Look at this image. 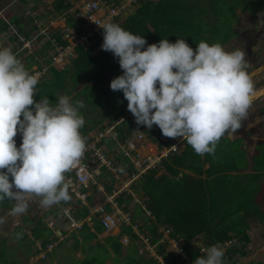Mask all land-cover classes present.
Instances as JSON below:
<instances>
[{"label":"trees","instance_id":"obj_1","mask_svg":"<svg viewBox=\"0 0 264 264\" xmlns=\"http://www.w3.org/2000/svg\"><path fill=\"white\" fill-rule=\"evenodd\" d=\"M203 1L207 2L203 5L201 0H137L133 12L121 20L117 18L114 22L134 34L144 36L147 44L157 43L161 38L175 42L177 37H180L195 50L196 43L200 40L209 44L219 42L222 45L231 40L237 34L235 24L239 17L236 9L252 15L258 11L264 12V0ZM108 2L117 4L119 0ZM52 8L53 10H47L51 18L53 15L63 14L69 9V4L67 0H53ZM18 17L13 15L10 21L17 28V35L22 34L28 39L29 31L25 30ZM9 22L0 20V32L9 27ZM67 24L69 27H75V19L67 17ZM34 27L32 26L31 30ZM47 30L48 38L44 46L30 52L24 58L25 61H22L29 70L35 66L31 72L41 73L34 100L38 101L45 95L54 103L59 96L67 95L73 102L83 101L80 112L85 124L81 134L85 138L86 146L92 140L86 138L90 130H95L98 134L104 133L105 136L101 137L96 146L107 147L106 149L114 154L111 158V152L104 151L110 162L117 160L116 165H122L119 174L127 172L125 178H131L135 170L130 167L131 162L124 156L120 145L126 143V138L135 137L141 132L150 142L159 143L162 147L164 135L155 124L151 128L137 125L132 113L133 120L128 116L130 111L122 91L110 89V80L122 74V69L117 58L110 51L101 48L103 39L98 34L94 35L90 44L76 45L69 63L66 66H58L48 55L49 49L52 48L50 41L55 39L61 45H65L67 41L63 39L61 27L48 25ZM44 37L43 33L37 34V39ZM106 121L108 122L105 125ZM109 125H112L114 137L105 133L104 127ZM258 126L259 124L256 128ZM245 133L252 134L253 130ZM241 138L239 136L231 140L225 132L217 142L214 154L203 155L195 153L183 139L180 143L182 148L179 146L171 151L159 166L148 169L130 185L131 190L143 201L144 208L140 203L132 202V192L122 191L115 196L114 200L129 214L131 220V224H121L118 234H107L102 239L99 238L98 235L104 231L99 214L89 215L93 203L92 195L98 193L99 183L103 184L106 190L99 202L104 203L108 212L113 210L107 201V195L113 193L116 173L101 164L99 173L95 175L97 182L81 187L82 193L90 191L86 196L90 205L85 206L79 198L72 201L71 198L75 195L69 190V200L60 201L36 221H29L30 233H26L23 226H18L13 236L20 246L26 249L27 254L33 255L45 250L44 256L50 259L55 258L53 254L58 247L71 240L69 252L65 254L68 264H107V260H110V264H192L196 257L205 254L200 250L201 247L205 249L212 244L224 247L223 264H244L240 262V258L248 253V220H264V140L255 143L253 151L249 152L246 148L243 149ZM14 139L17 144L21 141L16 137ZM92 151L87 149L84 154L90 169L92 166L87 157H90ZM206 163L208 167L205 168ZM65 175L70 177L74 173L70 170ZM12 206L11 200L0 201V211ZM67 207L76 221H83L85 218H89V221H84L79 228L70 232L66 239L60 240L57 247L47 251L48 246L58 240V235L47 225L44 217L51 216L56 219L62 216L68 221L63 211ZM24 221H27V215L24 216ZM133 224L137 226L138 232L133 229ZM164 230L168 231L169 239L181 241L184 257L174 249L168 250L169 239H164ZM60 234L65 236L66 232L60 230ZM140 234L147 239L146 242ZM122 236L129 239L124 252V245L120 241ZM198 237L201 242L193 246V240ZM37 241L40 244L33 251ZM146 244L156 246L157 256H145L138 252L139 247H146ZM75 251H79L81 256L73 255ZM11 254L13 252L7 250L5 240L1 239L0 264H17L15 259L10 260L8 257ZM250 264H264V260L259 259Z\"/></svg>","mask_w":264,"mask_h":264},{"label":"clouds","instance_id":"obj_2","mask_svg":"<svg viewBox=\"0 0 264 264\" xmlns=\"http://www.w3.org/2000/svg\"><path fill=\"white\" fill-rule=\"evenodd\" d=\"M100 27L101 48L122 69L109 87L122 91L137 125L155 124L164 136L186 140L199 155L214 154L225 132L241 126L257 94L243 49L228 51L219 42L200 40L194 50L180 37L147 44L144 36L111 20ZM38 78L11 47L0 44V201L14 202V216L24 214L35 198L43 207L69 200L65 174L86 150L83 101L67 95L54 103L45 95L34 100ZM203 251L192 264H223L222 245Z\"/></svg>","mask_w":264,"mask_h":264},{"label":"rangeland","instance_id":"obj_3","mask_svg":"<svg viewBox=\"0 0 264 264\" xmlns=\"http://www.w3.org/2000/svg\"><path fill=\"white\" fill-rule=\"evenodd\" d=\"M52 2L53 0H39V1H36V0H25V1L23 0H0V19L5 22H9L10 18L13 15H17L19 16L18 18L20 19V21L23 22L25 30L29 31L28 39H25L22 34H19L17 36L14 35L13 33L15 29L17 28L15 27L14 23L10 21L8 23L9 27L6 29V31L2 32L0 35V38L6 37V36L16 37V38L11 37L14 39L10 38V43H8L6 46L11 47V49H15L14 51L13 50L12 51L16 54V56L21 61H23L24 57H26L30 52H35L36 50L44 46L45 40L48 38L46 37L47 35L46 33L48 31L47 30L48 25H51L52 27H64L65 22L62 17L58 15H53V17L51 18L50 17L51 15L48 13L49 10H53ZM206 2L207 1L201 0V3L203 5ZM33 5H36L37 7H33ZM135 8H136L135 5H133V7L132 6L129 7L123 13L120 20L124 18L127 14L133 12ZM236 13H237V16L239 17V21L235 24V29L237 31V34L234 37H232V39L223 46L228 51L234 50L236 48H240L244 50L245 59L247 61V71L253 80L254 88L256 91L257 89L264 87V12L258 11L257 13H254L252 15L238 8L236 9ZM32 26H35L33 30H31ZM78 26L76 25L77 30L80 29L82 30L81 32L85 30V28L82 26L81 23ZM40 33H43L45 35L44 39L40 40L36 38V35ZM67 58L69 60V56H67ZM68 60L66 59L65 61H57L56 64H58V66H66L69 63ZM34 68L35 66L32 67L31 69H34ZM257 114H259L260 121L256 118ZM128 116H130L131 118V112L128 113ZM263 119H264V93H262L261 95L253 99L251 105L249 106L247 110L246 117L242 120L241 126L234 131L233 130L227 131V136L229 137L231 134L233 135V137L237 134H238L237 136H239V134L242 135V132L244 133L246 132V129L250 130L251 127L254 126V128H252L253 133L255 132V134L252 137L253 140H247V142H245V144L248 145V149H249V146H254L255 143H257L258 141H261V139L264 140ZM107 122L108 121H106L104 124L106 125ZM257 124H259V126L256 128ZM104 129H106L105 133L108 136L114 137V133L112 132V125L104 127ZM250 135L252 134L250 133ZM86 138L92 139L87 144L86 149H93V152L89 154L90 157H87V159L89 158L88 162L90 163V166H92L91 171L93 173L94 182L95 183L97 182V180L95 179V175L99 173V166L101 163H106V165L112 170V172L116 173L115 174L116 182L114 183L113 193L107 195V200L108 198H110V200L108 201H110L112 205H114L115 195H117L119 192L127 191L128 193L132 192V195H133L132 202L133 203L135 202L141 203L140 197L138 196L137 193H134L131 190L130 185L132 184L134 180H137L142 176L141 172H144L151 162L153 163V165L157 163H158V166L160 165L161 163V161L159 160L160 155H157L158 152L156 151V148H154L155 147L154 144L150 143V140L145 138V136L143 139H141L140 145L138 146V148L136 147L135 149L137 153V157L135 155L131 156V161L134 164V167L138 166V171H135L131 178L129 177L125 178V176H127V172L126 173L124 172L122 175L119 174L120 173L119 171L122 168V165L121 164L116 165L117 160L112 161L113 163H111L107 155L101 154L103 151H107L109 153L111 151H108L106 149L107 147L105 146L98 147L95 145L100 140V136H98V132H96L95 130H90ZM16 139L21 140L19 133L17 134ZM241 140L242 142L244 141L243 137L241 138ZM20 142L21 141L18 142L17 146H19ZM149 143L151 145H149ZM128 147L132 149V146L129 143H128ZM121 148L123 149V145L121 146ZM97 149H98L99 154H101L102 157H104V161H99V158L97 159L95 158L96 156L100 157L98 154L95 153ZM125 154H128V153H125ZM113 155L114 154L111 152L109 157L113 158ZM143 159H148V163L145 165H142ZM160 173L161 171L158 172V174ZM109 178L110 177L108 176L107 179ZM97 188H98L97 190L98 193H95L92 195L93 203L91 204V212L89 213L90 216H92V213H94L96 207H98L99 205L102 207V205H104V203H101L99 201L103 193H105L106 191L105 187L103 184L99 183ZM69 189L75 194V197L71 198L72 201H74L75 198H78V197L81 200L83 199L82 198L83 194L78 189H76L74 186L69 185ZM88 194H90V191H88L84 195L86 203L85 201L84 202L82 201V203L85 206L90 205L86 199V196ZM141 204L143 205L144 203H141ZM56 205L57 204H54L50 207H43L39 203V198H35L29 203L28 209L21 216L12 215L11 208L0 211V217L5 218V222L3 224H0V240L4 239L6 242L7 250L13 252V254L8 255L10 260L15 259L17 261L16 262L17 264H56L57 262H60L62 264H68L67 263L68 257H66L65 254L69 252V248L72 243L71 240H67L62 247H58L56 249L55 254H53L55 258L50 259L44 256V254L46 253L45 250H42L41 252L33 254V255L27 254L26 249L20 246L17 239L13 236V232L18 226H23L24 231L26 233H30L29 226H28L29 221L31 220L36 221L41 215H43L45 211L56 207ZM112 207H113L112 212L105 213L103 211L101 217H103L105 214L113 215L115 218L114 219L115 225L112 227V229L108 231L106 229V231L102 234V238L107 234L120 233L121 231L120 227H121L122 222L128 221L127 219L128 213L124 212L119 206L115 205ZM143 207L145 206L143 205ZM66 210H68V207L66 208ZM147 213L149 214V212ZM26 215H27V221H24V216ZM86 220L89 221V218H85L83 221H78L77 223L78 226H77L76 224L75 225L72 224L69 218H68V221H66L64 220L62 216L56 219L51 216L44 217V221L47 222V225L50 226L52 230L58 235V240L53 241L52 244L48 246L47 251H50L53 247H57L56 245L60 240L66 239V237L69 235L70 232L79 228L82 225V223ZM108 221L112 222V219H109ZM248 221L250 223V229L248 230L249 235H250V243H248L246 246L248 253L247 255L240 258V262L244 264H250L252 261H257L259 259L264 260V220L258 221L257 219L250 218ZM60 230L65 231L66 235L62 236L60 234ZM140 237H143V236L140 235ZM167 237H168V233L165 232L164 239ZM123 238L124 237L122 236L121 240L125 242V239ZM143 238H144V241H147L145 237ZM173 240L175 239H172V238L169 239L168 250L175 249L174 247L180 250L181 245H182L181 241L173 242ZM193 241H194L192 242L193 246H195L196 243L201 242V238L198 237L194 239ZM128 243L124 245L123 252L126 251ZM39 244L40 242L37 241L35 246L32 248V250L35 251L34 249L38 248ZM155 247L156 246L154 245L147 244L146 247L144 246L139 247L138 252L144 254L145 256H149V255L157 256ZM73 253H74L73 255H76L77 257L81 256L79 254L80 253L79 251H75ZM43 258L45 259L43 260ZM106 263L110 264L111 262L110 260H107Z\"/></svg>","mask_w":264,"mask_h":264},{"label":"built area","instance_id":"obj_4","mask_svg":"<svg viewBox=\"0 0 264 264\" xmlns=\"http://www.w3.org/2000/svg\"><path fill=\"white\" fill-rule=\"evenodd\" d=\"M136 1L137 0H119V2L117 4H114V3L108 2V0H69L70 6H69V9L67 12V16H60L64 19V22H65L64 27H61V28L63 31V38L67 42L65 45H61L57 41L53 40V50L51 52L52 60L54 62H57V61H65L66 59H68L67 56H69V58H70L75 53V46L76 45L82 44V43L90 44V41L93 39L95 34H98L103 39V31H102V28L100 26H102V24L108 20H111L112 22H114L117 18H121L123 13L129 7H131V6L133 7V5L136 3ZM69 16H71V17H73V19H75V24L77 26L81 23L82 26L85 28V30H83V32H81L82 30H80V29L77 30L76 25H75V27H69L67 24V17H69ZM75 31H77V32H75ZM13 34L17 36V30L16 29H15ZM11 37H14V36H11ZM36 38H37V35H36ZM9 39H10L9 36L0 38V44L5 42V41L8 44ZM102 135L103 134L100 133V136H102ZM143 138H144V134H142L141 132H138L135 137H129V138L125 139L126 143L123 144L124 156H127L129 158L131 164H133L131 161V156L135 155L137 157V153H136L135 149H136V147L138 148V146L140 145V141ZM162 140H163L162 142H164L162 145L160 144L162 147L159 146V143L150 142V143L154 144V146H155L154 148H156V151L158 152L157 155H160V159H159L160 161H162L163 158L167 157L171 151L176 150L177 148H179V146L181 147L180 143L183 139L178 137L177 140L174 141V140H172V138L164 136V137H162ZM128 143L131 144L132 149L128 147ZM150 143H149V145H151ZM159 150H160V152H159ZM161 150H163V151H161ZM95 153L98 154L100 157H102L101 154L104 155L103 152L101 154H99L98 149L95 151ZM125 153H128V154H125ZM84 154H85V152H84ZM84 154L81 157L80 163L72 169L74 175L70 176V177L66 176V180H67V182H69V185L74 186L80 192H81L82 186H89L90 184L95 183L93 180V173L89 169L88 164L85 161L86 157ZM100 157L96 156L95 158L96 159L99 158V161H104V157H102V158H100ZM147 163H148V159H143L142 165H145ZM101 164L106 165V163H101ZM152 165H153V163L151 162L150 165H148V167L145 169L144 172H146L150 168L158 166V163L153 165V166ZM133 167H134V164H133ZM134 169H135V171H138V166L134 167ZM144 172H141V173H144ZM82 175L87 177L86 181H81L80 177ZM82 194H83L82 200L78 197L81 200V203H82V201L83 202L85 201V197H84L85 193H82ZM114 199H115V197H114ZM108 200H110V198H108ZM85 203H86V201H85ZM110 204H111V206H115V205L118 206L116 201H115L114 205H112L111 202H110ZM68 210H66V208L63 209V211L65 212L64 214L65 215L67 214L66 217L71 220L72 224L77 225L78 221H75V219H73L70 211H68ZM105 210L106 209H105L104 205H102V207L99 205L98 207L95 208V211L92 214H95V213L99 214V220L104 226V231H106V229L108 231V230L112 229V227L115 225V223H114L115 218L113 215H110V214H105L103 217H101L103 211L105 213H109V212H106L107 210L106 211ZM90 212H91V209H90ZM109 219H112V222L111 221L109 222L108 221ZM127 219H128L127 222L126 221H123V222L121 221V222L125 223V224H131L129 214L127 216ZM133 229L136 232H138V228L134 224H133ZM165 232L168 233L167 230H164V234H165ZM123 237H124L123 239H125L126 243L123 242L122 240H121V242L123 244L125 243L124 245H126L129 242V239L127 236H123ZM141 238L143 239V237H141ZM167 238H165V239H167ZM143 241H144V239H143ZM174 241H176V240H173V242ZM144 242H146V241H144ZM230 243L231 242H229V244ZM176 249H174L176 252L180 253L183 257L185 256V252L182 250V247L179 251H177ZM203 249H204V247H201L200 250L203 251Z\"/></svg>","mask_w":264,"mask_h":264},{"label":"crops","instance_id":"obj_5","mask_svg":"<svg viewBox=\"0 0 264 264\" xmlns=\"http://www.w3.org/2000/svg\"><path fill=\"white\" fill-rule=\"evenodd\" d=\"M67 2H68V4H69V6H70V2H69V0H67ZM67 12H68V10H66L63 14H61V15H58V16H67ZM51 17V16H50ZM1 20V19H0ZM3 21V20H2ZM4 31H6V30H4ZM4 31H1L0 32V34L2 33V32H4ZM11 38V37H10ZM64 39V38H63ZM52 41H50L51 42V46H52V48L51 49H49V57L51 56V51L53 50V40H55V39H51ZM46 41V40H45ZM56 41V40H55ZM8 43H10V39H9V41H8ZM2 45H4V46H6L7 45V43H5V42H3V43H1ZM13 48V47H12ZM73 57V56H72ZM25 58V57H24ZM68 60V59H67ZM69 60H70V58H69ZM68 60V61H69ZM23 61H25V60H23ZM52 62H54L53 60H52ZM57 63V62H56ZM264 88V87H263ZM261 114V113H260ZM256 118L259 120L260 119V117H259V114H257V116H256ZM260 121V120H259ZM258 121V122H259ZM257 122V123H258ZM263 122H264V119H263ZM252 128H254V126L253 127H251V129L249 130V129H246V131H251L252 130ZM255 134V132L254 133H252V135H250V134H246L245 132L243 133L242 132V135H240L239 134V136L240 137H243V149H247L249 152H252L253 151V149H254V146H249V149H248V145H246L245 144V142H247V140H253L252 139V137H253V135ZM238 135V134H237ZM237 135H235L234 137H233V135L231 134L230 136H229V138L231 139V140H233L234 138H236V137H239V136H237ZM98 136H100V134H98ZM101 137L102 136H100V139H101ZM261 140H263V139H261ZM100 141V140H99ZM97 144V143H96ZM101 165V164H100ZM89 167V166H88ZM205 168L206 167H208V163H206L205 164V166H204ZM89 169H90V167H89ZM143 201H141V203H142ZM140 203V204H141ZM142 205V204H141ZM144 205V204H143ZM143 205H142V207H143ZM145 206V205H144ZM144 208V207H143ZM105 231H103L101 234H99L98 235V237L99 238H102V234L104 233ZM120 241H121V239H120ZM123 244V243H122ZM124 245V244H123Z\"/></svg>","mask_w":264,"mask_h":264},{"label":"bare ground","instance_id":"obj_6","mask_svg":"<svg viewBox=\"0 0 264 264\" xmlns=\"http://www.w3.org/2000/svg\"><path fill=\"white\" fill-rule=\"evenodd\" d=\"M256 93L257 94H256L255 98L258 97L259 95H261L262 93H264V88L257 89Z\"/></svg>","mask_w":264,"mask_h":264}]
</instances>
